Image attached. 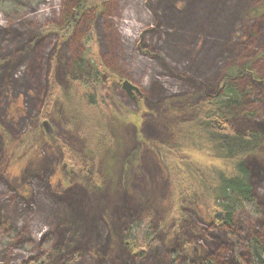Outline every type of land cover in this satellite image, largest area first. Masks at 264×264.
<instances>
[{"label":"rangeland","instance_id":"rangeland-1","mask_svg":"<svg viewBox=\"0 0 264 264\" xmlns=\"http://www.w3.org/2000/svg\"><path fill=\"white\" fill-rule=\"evenodd\" d=\"M78 1L0 0V26L20 23L17 28L25 33V39L17 31L8 38L0 33V264L40 258L43 264H122L127 257L126 264H166L170 248L177 251V264H197L204 257L216 264H251L241 240L254 235L264 242V11L253 16L248 9L261 3L264 8V0H95L62 41L42 31L44 25L66 23L72 12L66 8ZM230 5L232 20L226 15ZM92 44L113 75L103 102L110 139L99 135L89 164L70 173L61 143L85 154L80 120L70 125L61 103L45 119L37 115L50 69L66 84L70 62ZM245 63L252 73L235 84L243 98L240 108L251 117L247 121L263 133L260 149L247 158L256 167L253 190L261 214L237 211L233 236L213 219L218 211L210 214L197 195L184 197L179 219L168 215L170 187L159 148L181 138V122L219 89L230 66ZM95 152L100 187L87 177ZM191 155L203 164L199 153ZM99 193L112 198L119 193L136 207L120 213L122 218L115 214L122 224L115 232L113 205L96 211L97 242L69 251L68 240L80 241L74 218L81 223L76 229L90 222L78 200ZM146 217L154 240L128 247L122 230L132 219ZM101 247H107L106 255ZM142 250L143 258L137 255ZM117 251L123 260H114ZM155 252L156 263L151 262Z\"/></svg>","mask_w":264,"mask_h":264},{"label":"trees","instance_id":"trees-1","mask_svg":"<svg viewBox=\"0 0 264 264\" xmlns=\"http://www.w3.org/2000/svg\"><path fill=\"white\" fill-rule=\"evenodd\" d=\"M93 1L95 0H79L74 6L66 8L67 12L72 11L67 13L66 23L62 25L47 24L43 26L42 31L54 33L58 41H62L72 33L75 20L80 18L83 10L90 7L94 3ZM230 3L233 4L234 1L232 0ZM221 6L222 4L217 5L218 11L222 10ZM262 6L261 3V6L249 8V15L261 14L264 11ZM226 8L228 10L226 11L227 18L232 20L235 15V7L230 5ZM176 12H174L175 15ZM19 24H14V27L0 26V33L3 34L1 35L8 38L17 31L15 35H21L25 39L24 31L21 32L17 28ZM96 50L97 46L92 44L85 49L80 58L70 62L66 84H61L53 67L50 69L46 78L47 88L37 115L38 119H45L52 106L61 103L64 104L66 112L70 116V125L75 119L80 120L77 132L84 139L85 154L73 149L67 142L61 143L62 163L66 167L65 171L70 173H75L78 168L84 167L85 161L90 162L88 158L98 148L97 137L99 135H104L106 140L110 139L103 102L105 100L104 86L109 83L113 75L110 69L103 65L98 56L99 51L96 52ZM247 64L230 66L219 82V89L197 103L195 114L181 122V138L172 143L163 142L161 144L159 153L168 173L169 199L172 203L168 213L170 217L180 218L184 197L191 195H197L204 201L210 214L215 215L214 212L218 211L216 214L220 213V216L216 218L212 216L213 219L222 224L223 229L228 230L231 234H233L232 228H234V217L237 211L246 210L254 217L261 214L259 201L253 190V171L256 170V167L254 169L247 158L260 149L263 143V133L247 121L251 117L246 110L240 108L243 98L235 84L238 77L252 73ZM245 122L248 124L244 125ZM196 152L205 158L201 162L203 164H199L191 155ZM98 161L95 152L93 155V164L95 165L93 171L90 170L91 174L87 176L93 181L92 185L95 187L103 185H101L102 176L97 166ZM115 196L112 198L108 193H99L98 196L86 194L81 200H78L80 207H83L81 204L86 206L90 222L87 221L86 224L76 229L77 225H81V223L74 218L75 234L78 235H73L79 237L80 241L74 244L72 240H68L69 251L86 247L89 242H97L93 240L99 239L95 225L96 211L113 205L110 208L114 215L118 213V217L122 218L120 213L125 215L136 207L132 205L130 198L125 197L124 199L119 196V193H116ZM78 204L76 202V205ZM102 204L103 206H101ZM121 218H117V216L114 218L116 223L111 225L114 232L117 228L119 230L122 228ZM137 220L132 219L122 230L123 241L128 247H145L150 245L155 238L150 217H146L143 221ZM241 242L247 250L251 264H264V242L260 238L251 235ZM71 245H76V247L72 248ZM101 248L102 253L107 252V247ZM169 250V259L166 264H177V251L172 248ZM117 252L118 255L114 254L113 257L115 261L118 259L120 261L122 254L120 251ZM145 254L144 250L137 253L141 258ZM156 258L155 252L151 262L156 263ZM129 259L131 258L129 257ZM129 259L127 257L121 263L126 264ZM28 264H43V261L41 258L34 259ZM197 264L216 263L210 257H204Z\"/></svg>","mask_w":264,"mask_h":264},{"label":"water","instance_id":"water-1","mask_svg":"<svg viewBox=\"0 0 264 264\" xmlns=\"http://www.w3.org/2000/svg\"><path fill=\"white\" fill-rule=\"evenodd\" d=\"M130 85L131 84L128 81H126V80L122 82V86L125 87L127 90L129 89ZM217 215L220 216V213H218Z\"/></svg>","mask_w":264,"mask_h":264},{"label":"bare ground","instance_id":"bare-ground-1","mask_svg":"<svg viewBox=\"0 0 264 264\" xmlns=\"http://www.w3.org/2000/svg\"><path fill=\"white\" fill-rule=\"evenodd\" d=\"M154 129H156V128H154ZM157 130V129H156Z\"/></svg>","mask_w":264,"mask_h":264}]
</instances>
